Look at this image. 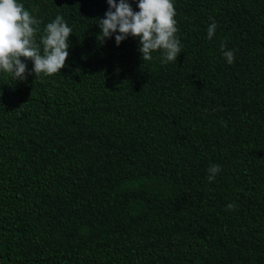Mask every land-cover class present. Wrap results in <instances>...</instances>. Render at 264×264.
Returning a JSON list of instances; mask_svg holds the SVG:
<instances>
[{
    "label": "trees",
    "instance_id": "trees-1",
    "mask_svg": "<svg viewBox=\"0 0 264 264\" xmlns=\"http://www.w3.org/2000/svg\"><path fill=\"white\" fill-rule=\"evenodd\" d=\"M18 2L72 34L60 73L0 72V264H264V0H173L167 64L102 41L107 0Z\"/></svg>",
    "mask_w": 264,
    "mask_h": 264
},
{
    "label": "clouds",
    "instance_id": "clouds-1",
    "mask_svg": "<svg viewBox=\"0 0 264 264\" xmlns=\"http://www.w3.org/2000/svg\"><path fill=\"white\" fill-rule=\"evenodd\" d=\"M109 5L104 18L98 19L102 41L115 35L116 45L129 36L138 38V51L143 62L151 61L154 52H161L162 64L177 61L182 52L177 37L176 9L173 0H138L135 11L129 0H107ZM41 21L35 18L18 0H0V72L12 76L16 81L26 80L27 75L35 77L60 73L69 57V37L72 28L61 15L46 24L39 43L36 40ZM213 19L207 28L211 39L217 29ZM221 51L228 64L234 62L235 50H228L226 43ZM23 58V59H22ZM32 61L29 73L25 61ZM209 183L215 180L221 166L213 164L207 169ZM234 210V203L227 206Z\"/></svg>",
    "mask_w": 264,
    "mask_h": 264
},
{
    "label": "bare ground",
    "instance_id": "bare-ground-1",
    "mask_svg": "<svg viewBox=\"0 0 264 264\" xmlns=\"http://www.w3.org/2000/svg\"><path fill=\"white\" fill-rule=\"evenodd\" d=\"M64 165V164H63Z\"/></svg>",
    "mask_w": 264,
    "mask_h": 264
}]
</instances>
